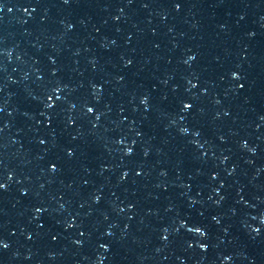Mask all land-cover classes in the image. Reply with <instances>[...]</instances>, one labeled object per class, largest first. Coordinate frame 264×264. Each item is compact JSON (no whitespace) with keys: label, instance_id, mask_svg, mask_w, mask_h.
Instances as JSON below:
<instances>
[{"label":"water","instance_id":"obj_1","mask_svg":"<svg viewBox=\"0 0 264 264\" xmlns=\"http://www.w3.org/2000/svg\"><path fill=\"white\" fill-rule=\"evenodd\" d=\"M0 264H264V0H0Z\"/></svg>","mask_w":264,"mask_h":264}]
</instances>
